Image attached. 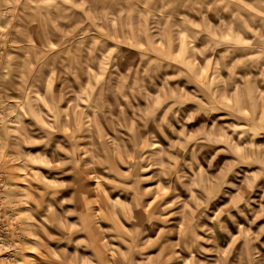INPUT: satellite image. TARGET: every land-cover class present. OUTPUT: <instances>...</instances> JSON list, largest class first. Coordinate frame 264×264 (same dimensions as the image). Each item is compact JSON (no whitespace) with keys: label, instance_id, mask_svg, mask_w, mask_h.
Here are the masks:
<instances>
[{"label":"rangeland","instance_id":"374dc122","mask_svg":"<svg viewBox=\"0 0 264 264\" xmlns=\"http://www.w3.org/2000/svg\"><path fill=\"white\" fill-rule=\"evenodd\" d=\"M0 264H264V0H0Z\"/></svg>","mask_w":264,"mask_h":264},{"label":"bare ground","instance_id":"6f19581e","mask_svg":"<svg viewBox=\"0 0 264 264\" xmlns=\"http://www.w3.org/2000/svg\"><path fill=\"white\" fill-rule=\"evenodd\" d=\"M37 8V7H36ZM43 8H47V7H45V6H42L39 10H41V9H43ZM47 10L49 11V9L47 8ZM48 11L47 12H40L38 15L35 13V12H33V13H31L30 14V17L28 18V19H30V20H28V21H25V24L22 26V30H21V33L22 34H31V33H33L34 31H35V29H34V25H33V22L34 21H40V22H43L44 24H47V22H49V21H51V18H50V16H49V13H48ZM55 16H57V15H55ZM54 16V17H55ZM61 19V18H60ZM67 20H68V18H66ZM62 20V19H61ZM21 21V20H20ZM56 21V20H55ZM51 22H53V21H51ZM50 22V23H51ZM57 22V21H56ZM63 22V21H62ZM55 23V22H54ZM54 23H51L52 24V27L54 26ZM59 23V22H58ZM57 23V24H58ZM20 25V24H19ZM59 25V24H58ZM56 26V25H55ZM55 26H54V28H55ZM117 27V26H116ZM117 29V28H116ZM56 31V30H55ZM116 31V30H115ZM133 31V30H132ZM131 31V32H132ZM54 33V32H53ZM61 33V32H60ZM67 33V32H66ZM69 36V35H68ZM56 37V36H55ZM62 37V36H61ZM80 37V36H79ZM95 36L93 35V38H94ZM78 38V37H77ZM92 38V37H91ZM92 38V39H93ZM103 39V38H102ZM106 40V39H105ZM59 41H60V39H59ZM57 43H58V41H57ZM56 43V44H57ZM55 44V43H54ZM59 45V44H58ZM124 47V46H123ZM127 50V49H126ZM127 51H129V50H127ZM132 51V50H131ZM135 52V51H134ZM11 103H15V102H17V100H15V99H10L9 100ZM75 116V115H74ZM93 119H94V117H92ZM91 118V119H92ZM91 122V121H90ZM95 123V122H94ZM95 125H96V123H95ZM109 140V139H108ZM141 140H142V138H141ZM116 141V140H115ZM111 142H112V140H111ZM130 154V153H129ZM120 156V155H119ZM84 175V174H83ZM82 177V176H81ZM105 177V176H104ZM103 180H105V179H103ZM80 197V196H79ZM88 202V201H87ZM81 204H83V203H81ZM26 206H27V204H25ZM82 207H83V205H82ZM87 207V206H86ZM191 230V229H190ZM189 240V239H188Z\"/></svg>","mask_w":264,"mask_h":264}]
</instances>
